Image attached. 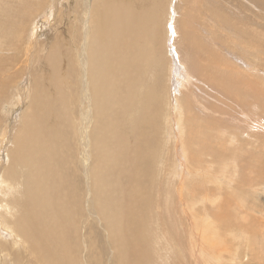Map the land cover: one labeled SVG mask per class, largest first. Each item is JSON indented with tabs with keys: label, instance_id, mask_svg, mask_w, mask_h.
Wrapping results in <instances>:
<instances>
[{
	"label": "bare ground",
	"instance_id": "6f19581e",
	"mask_svg": "<svg viewBox=\"0 0 264 264\" xmlns=\"http://www.w3.org/2000/svg\"><path fill=\"white\" fill-rule=\"evenodd\" d=\"M5 1L4 17H0L7 25L18 17L14 23L18 29L25 21L23 14L29 12L27 2L47 3ZM72 6L68 13L73 21L69 36L54 40L42 57V68L29 75L32 85L38 86L37 94L24 109L21 125L14 133L12 128L6 134L12 148L6 164H0V264H80L84 247L91 264H162L166 259L160 256L161 241L165 240L170 248H174L173 242L178 248L184 244L181 240L186 233L191 250L198 253H192V258L199 255L198 260L204 262L200 264H228L223 255H217L229 253L227 248L218 252L217 242L216 246L208 245L220 239L213 218L219 219L225 204L216 201L219 193L207 184H219L228 166L235 169L238 154L228 156V150L216 151L207 141H197L200 131L205 130L207 138L211 127L191 110L197 95L188 85L192 79L203 81L195 75L192 64L186 65L179 45L175 46L174 22L170 23L169 37L167 29L165 34L170 59L167 45L162 49L161 35L156 33L155 18L151 23L145 10L137 11L124 0H76ZM58 21L62 23V18ZM7 25L3 29L9 33ZM3 29L0 25L2 34ZM226 29L228 46L226 40L215 41L213 34L206 32L205 38L211 44L208 56L215 58L217 70L249 99L246 105L253 115L246 119L255 126L246 136H264V47H258L261 38L252 30V38L258 43L245 45L244 31H234L230 25ZM26 31V26L20 30L22 40ZM188 32L184 30L185 38ZM198 47L195 42L194 48ZM5 50V38L0 37V61H6L2 57L11 53ZM202 50L206 55V49ZM30 51L39 52L37 47ZM15 54L11 57L12 67L19 61L18 51ZM159 55L158 62L166 64L170 59L172 82L166 88L161 76L150 74L156 66L150 62ZM209 61L213 65L211 58ZM11 64L6 66L8 74ZM29 64L35 66L26 57L19 68L12 70L15 77L20 71L24 74ZM2 85L0 80V92ZM30 94L31 90L29 100ZM23 95L18 92L9 100L23 102ZM215 135L222 136V129L217 128ZM203 143L212 160L199 157ZM194 146L199 147L197 152L192 150ZM212 162L218 163L219 169L214 168L217 173L209 175ZM247 163L249 169L255 164ZM185 168L190 178L196 179L198 172H203V185L189 181ZM180 179H185V184ZM243 181L251 189L257 186L247 176ZM249 209L252 212L248 208V213ZM224 217L221 223L234 225V218L233 222ZM195 241L201 246L196 248Z\"/></svg>",
	"mask_w": 264,
	"mask_h": 264
},
{
	"label": "rangeland",
	"instance_id": "374dc122",
	"mask_svg": "<svg viewBox=\"0 0 264 264\" xmlns=\"http://www.w3.org/2000/svg\"><path fill=\"white\" fill-rule=\"evenodd\" d=\"M33 1L36 2V0ZM45 1H47L46 4L42 2L37 5L32 3L28 4L27 2L29 12L23 14V16L25 17V21L18 29L16 27V24H14L15 22H17L18 17L15 19L12 25H7L6 19H3L4 11L2 8L5 6V4H3V0H0V15L1 14L3 15V17H0V23H1L0 25L2 26V29H3V25L5 24L9 28V33L7 31V28L3 29V34L0 31V37L1 40L5 38L6 53H8V51H11V53L6 54V56L4 55L2 57V58H7L6 61H0V80L3 81L2 86L4 87V89L1 90L0 92V94L1 93L3 94L0 95V164L1 165L3 163L6 164L8 150L12 148V142L10 141L11 138L8 137V135L6 136V134H9L10 129L12 128L13 131L11 130L12 131L11 133H14L15 130L21 125L22 113L24 112V109L27 107V105L30 103L31 100L32 101L34 100L37 94L38 86L36 87L32 85L33 79L29 75L31 73L33 75L39 72V70L42 68V57H44L51 43H53L54 40H60V38H64V39L67 38L70 34L69 30L72 26L71 23H73V21H70L68 17V13L69 11L72 10L73 7L72 5L75 4L76 0H66V1L45 0ZM6 2L7 0L5 1V3ZM124 2L128 6L130 5L129 7L132 6L131 8H135L137 11L145 10L144 11L145 13H149L146 15V17L148 16L150 17L151 23H153V20L155 18V23L157 25L156 33L157 35H161L162 49L165 50V44L167 45L168 57H170L172 53L168 49L169 39L167 40V35L169 37V35L171 34L170 23L174 22L172 24L173 32L175 33L177 31L174 37L175 46L179 45L178 49L180 55L185 60L186 65L190 67L192 64L195 75H197L204 82L203 83L196 79H192L190 84L188 85L191 87L193 93L197 95V97H195L194 99L195 105L190 106L191 110L211 127L209 136L205 138L204 134L207 135V133L205 132V130L203 131L201 130L200 131L201 135L198 137L197 141L200 142V144L204 141L205 142L207 141L206 144L209 145L212 149H215L216 151H218V148L224 151L228 150L227 151L228 156H232L235 153L238 154L239 156V157L237 156L236 158V161L238 163L235 169L228 166L224 174L220 172L222 174V181H219V184L215 182L214 184L211 183L207 184V186L211 185L208 186L209 188L215 189L219 193V196L216 198V201L225 204L224 207L222 206L220 208V211L223 214L219 215V219L213 218L215 225L219 229L218 231L219 234L221 233V235L219 236L220 239H215L216 241H213L208 245L216 246L215 242H217L218 252L223 251L224 248H227L229 253L223 252V254L217 253V255L220 256V257L218 256L219 258L224 256L226 258V261L224 259V262H227L228 264H264V227H263L264 218H262L264 216L263 215L264 214V189H263L264 188V136L263 134H257V133H255L254 137L251 139H249V137L246 136V133H251L252 132L251 130H254L252 126H255V124L253 125L249 123L248 120L246 119V117L248 116L251 117V115H253V113L250 112V108L246 105V103L248 102L247 100L249 99L246 98L244 92L240 90L237 87V85H234V83H232L228 79H225L222 76L223 73L221 72V70H217L215 66L216 65L215 58L213 56L209 57L211 54V50H210L211 44L205 38L207 37L206 32H210L213 34L214 36L213 38L215 41L223 42L222 40H226L225 45L228 46V40H227L228 29L226 28L230 25L234 29V31H236V29H240L245 32V36H243L244 38L237 35L240 38L244 39L242 40V43L245 45H248L249 43L250 44L258 43V41L254 39V36L252 38V34H253L252 30L257 32L259 34V37L261 38L260 41H262V43L259 44L258 47L262 49L264 47L262 46V44L264 45V31H263L264 0H124ZM253 5L257 8L256 10L255 7H253ZM59 17L62 18V23L58 21ZM219 19L223 22H220ZM231 21L233 22V24H230ZM23 26L27 27V31L24 36V39L22 40L23 37L20 34V30ZM166 29L168 30L167 35H165ZM219 29H220V33H219ZM184 30L190 31L188 32L189 37L185 38L183 36ZM4 32L6 35H4ZM15 32L18 33L17 38ZM164 36L166 37L164 38ZM33 38L36 39V41L33 40ZM195 42H198L199 44L198 48H194ZM28 47L32 51L35 47H37L39 52L34 54L31 53L30 50L28 52L27 51ZM203 48L206 49V55H203L201 53L203 52L202 50ZM16 51H18L19 53L18 56L19 61L16 60V62L18 63L15 65V67H12L11 57H16L15 54ZM24 51H25L24 53L25 56L23 55ZM26 57L31 58L32 64H35V66L31 67L30 64L27 65V67H25L24 69L25 73L22 74L20 71L19 76H17L16 78L15 77L16 73H14V71L12 70H14L15 68H19L21 62H24ZM159 58L160 55L157 56L156 58H153V60L150 62V65L152 63H156L154 70L150 74L152 77H154L155 75L161 76L163 78V85L166 88L168 87L169 82L170 81L172 82V79L171 80L169 79V75H170L169 61L171 57L169 61L166 62V64L162 62H158ZM210 58L213 60V65L209 61ZM253 62L257 64V62L255 61ZM261 62H263L262 64L264 65V59ZM9 64H11V67H9L10 71L8 74L5 71H6V66H8ZM173 68L175 72L174 65ZM12 72L13 74H11ZM13 78L15 79L13 80ZM179 88L183 89V87L181 86H179ZM263 88L264 87H262V89ZM171 89H173V85ZM29 90H31L30 100H29ZM75 90L77 91V86ZM18 92H20V94L21 93L24 94L22 97L23 102H20L21 100L17 101L16 99L10 102L9 100L11 99L10 97L14 96ZM52 92L54 93L55 91ZM53 93H51V95H53ZM184 103H187V99H184ZM164 109L165 111H167V106H164ZM252 118H254L253 121L256 122V118L253 116ZM126 123H125V127L127 126L128 129V123L127 124ZM214 128L222 129L223 135L222 136L215 135L216 129ZM230 142L232 143L231 145ZM206 144L203 143L202 149L199 151V157L205 159L207 156L206 158L207 160H212V157H210L207 154V151L205 150V147H207ZM198 149H199L198 146H194V148L192 147V150L195 152H197L196 150ZM171 156H172V152H171ZM257 160H261V161H257ZM217 161L218 159L216 160V162ZM247 162H252L255 164H251L253 167L249 169L247 166V164L249 163ZM244 163L246 165H243ZM238 164H242L240 169L238 167ZM216 165L215 162L214 163L212 162L211 166L209 167V175H211V173H217L215 169L216 170L219 169V164L216 163ZM185 171L184 173H186V175L185 174L184 175L185 177L187 176V179L189 178V181L190 179H193L192 183H194L197 180L203 185V181H202L203 172H198V176H196L195 179V177L194 178L193 177L190 178V176L188 177L189 175L188 168H185ZM249 171L251 174H249ZM246 176L247 178L249 177V182L252 181L254 182V185L257 186L253 187V189L247 186V182L243 181V178L244 177L246 178ZM174 181L176 182L177 180L174 179ZM180 181L182 182V184H185L184 183L185 179L184 180L180 179ZM218 188H221L222 191ZM233 193L236 194V196ZM248 193H253V194H248ZM254 194L256 195L254 196ZM231 197H233L234 199H232ZM252 197L254 198V200ZM233 200L234 202L235 201L236 202L235 203L232 202ZM214 205L215 204L213 203L211 206ZM238 206H240L241 209ZM248 208H251L252 212H250L249 209V213H248ZM227 211H229L228 212L229 214L227 213ZM224 215L225 217H228L227 221H229V219L233 221L234 218L235 219V223H233L234 225L228 226L224 223H221L223 221L222 218L224 217ZM236 215L240 219H238ZM216 222L220 224H217ZM252 222L254 223L252 224ZM185 223L186 221L181 222L183 226H186ZM187 225H188V221H187ZM219 226H221V228ZM186 234L189 237L188 233ZM187 236L186 237L183 236V241L181 240V242L184 244H181L179 242L182 246L180 247L179 245H177L178 248H175L176 245H174L173 242L172 245L174 248H170L165 242V240L161 241L160 256L161 259L163 258L166 259V261L162 264H190L191 261H194L193 264H200L199 262L202 260V259H200V261L198 260L200 256L196 255L195 257L192 258V253L194 255L198 254L195 249L201 246V244L195 241V246H196V248L194 249L195 252L192 251L189 243V238ZM4 239L7 241L9 240L8 237H5ZM204 239L205 238L201 236V240ZM175 251L177 252V255H175ZM83 256L84 259L81 261L80 264H91L89 262V256L87 255V251L85 247L83 249ZM107 256H109V253H107ZM152 258H153V254L151 253V260ZM179 258H181V260H179ZM230 258H232L231 263L228 262ZM207 262L211 264L209 261H206L205 263ZM157 264H161V263L159 262Z\"/></svg>",
	"mask_w": 264,
	"mask_h": 264
}]
</instances>
